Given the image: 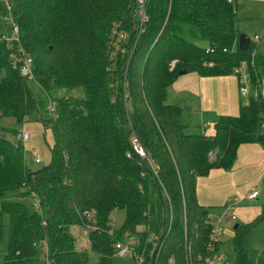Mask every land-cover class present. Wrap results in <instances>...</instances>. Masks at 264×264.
I'll list each match as a JSON object with an SVG mask.
<instances>
[{"label": "trees", "instance_id": "1", "mask_svg": "<svg viewBox=\"0 0 264 264\" xmlns=\"http://www.w3.org/2000/svg\"><path fill=\"white\" fill-rule=\"evenodd\" d=\"M13 6L40 91L14 66L16 45L1 42L0 118L21 125L36 113L51 123L55 141L50 163L32 171L22 147L0 135V228L8 230L0 264H90L71 232L87 223L95 226L87 237L100 264H113L117 241L133 239L141 253L148 236L160 241L145 254L146 264H204L213 254V224L197 199V177L232 168L241 144L264 143V98L252 95L239 115H220L207 134L188 132L185 108L169 103L168 93L181 70L239 75L243 62L258 88L264 56L252 55V41L239 48L240 0H147L146 21L135 0H13ZM3 32L11 33L4 21ZM56 88L67 95L49 100ZM76 88L84 97L73 95ZM135 134L146 158L134 149ZM116 209L126 210L121 228L112 224ZM263 220L264 214L235 228L233 264H264V252L256 258L244 245L245 233Z\"/></svg>", "mask_w": 264, "mask_h": 264}, {"label": "rangeland", "instance_id": "2", "mask_svg": "<svg viewBox=\"0 0 264 264\" xmlns=\"http://www.w3.org/2000/svg\"><path fill=\"white\" fill-rule=\"evenodd\" d=\"M241 2L243 8L238 14L239 28L253 43L258 45V53L264 56V1L241 0ZM244 4L256 5L251 10V8L248 9ZM0 23H3L1 16ZM256 35H260L261 39L255 41ZM255 53L254 49L252 55L256 56ZM245 72L249 73L248 68H242L241 72L239 69L237 74L239 73L241 77ZM200 76L202 75L197 72H187L180 75L181 78H178L179 80L177 79L173 86H171L168 100L172 104H180L185 108L186 120L189 123L188 132H202L199 115L203 111L202 114L210 119L212 123L207 129V133L212 134L213 123L220 115H239L241 105L248 102L253 94L249 96L242 94L240 91L241 78L238 75L229 74L203 79ZM28 83L34 91H40L35 79H29ZM252 89L255 88L253 87ZM40 93L38 94L39 98L43 96ZM72 93L76 97H84L85 95L82 88H76ZM51 94L52 96L48 95L49 100L51 97L52 99H57L58 97L66 96L67 91L56 88ZM49 114L50 111L47 110L44 116H49ZM36 115V113L29 115L21 125L13 117L0 118V135L8 137L9 140L22 147L25 160L29 162V168L32 171L41 169L50 163L51 147L55 141L51 123L46 126V122L38 120ZM20 127H25L30 133V139L27 144L19 140L17 133L8 131L14 128L20 129ZM33 149L37 150L39 161H36L31 155L30 152ZM216 154L217 150L210 151L208 154L209 161L214 160ZM237 154L238 159L236 158L237 161H235L232 168H212L207 174L198 176L196 181L200 190V198L198 199L201 205L214 215L221 214L227 206H231L230 213L235 216V219H229L222 224L221 246L217 250L215 259L220 264H233L235 261L236 254L232 238L236 233V224L244 227L248 223L256 221L264 214V143L261 141L243 143L240 145ZM142 157L146 158V156ZM253 189H258L260 196L254 200H248L247 196ZM25 190L29 191L28 188H25ZM27 200H31L30 197ZM240 200L242 201L239 202ZM111 218L113 227L121 228L126 218V210L116 209L113 211ZM187 219L188 215L185 212V226ZM83 230L84 228L81 225L71 226L72 234L79 235L76 236L77 248L88 253L90 264H100L99 252L94 250L92 245L86 240ZM159 241L160 237L157 236L153 238L148 236L146 238L143 245L144 248L140 250L144 253V257L145 254L151 255L154 252L155 246ZM244 245L250 249L251 254L256 258L264 252V220L245 233ZM7 251L8 230L7 228H0V261L5 259ZM146 262L145 260V264ZM113 264H136V261L130 255L115 251Z\"/></svg>", "mask_w": 264, "mask_h": 264}, {"label": "built area", "instance_id": "3", "mask_svg": "<svg viewBox=\"0 0 264 264\" xmlns=\"http://www.w3.org/2000/svg\"><path fill=\"white\" fill-rule=\"evenodd\" d=\"M3 3V6L5 7L6 13L3 15L1 14V17L3 18L4 22H7L11 27V33L3 32L0 34V43L1 42H13V44L16 45V51H13L11 56L14 58V66H18L20 68L21 73L29 78L33 77L34 74V58L27 53L24 46L21 44V36H20V28L18 23L16 22V16L14 12V6H13V0H0ZM137 4V9L139 12V15L141 16L142 21H146V2L147 0H135ZM264 34V32H263ZM261 39L260 35L255 36V41H258ZM242 68H248V64L246 62H243L240 68H237V72ZM240 83V91L244 95H251L252 88H251V75L250 73H243ZM254 96H261L264 98V78L260 80L258 88H255ZM50 108H54V103L50 104ZM17 135L19 137V140L23 141L25 144L30 139V133L25 129V127L20 128L17 132ZM22 142V143H23ZM133 144L135 151L142 156H147L143 146L140 143L139 138L134 135L133 136ZM31 155L36 159V161H39L38 152L36 149L31 150ZM140 155V156H141ZM141 156V157H142ZM156 172V170H155ZM157 173V172H156ZM259 190L253 189L250 191V193L247 196L248 200H254L259 197ZM240 200L239 202H241ZM237 202V203H239ZM37 205H39V201L36 199ZM231 206H227L221 214L214 215L212 212H209L208 218L210 223L213 224V229L210 234V244L209 248L213 252L211 256H208L205 258L204 264H220L216 262V245L218 244V249L220 248V242H221V234H222V224L223 222L229 220V219H235L234 215H231ZM90 213V212H89ZM87 213V214H89ZM83 233L86 236V240L89 241V238L87 237L89 234V231L93 229L95 226L92 223H87L84 226ZM76 236H79L78 234ZM47 242L44 244V249L47 250ZM116 251L119 253H125L126 255L133 256L136 264H145V257L143 252H139L136 246V243L133 239H128L125 241H117L115 244ZM190 249V247H189ZM217 249V250H218ZM150 264V263H149ZM196 264H202L201 262H198Z\"/></svg>", "mask_w": 264, "mask_h": 264}, {"label": "crops", "instance_id": "4", "mask_svg": "<svg viewBox=\"0 0 264 264\" xmlns=\"http://www.w3.org/2000/svg\"><path fill=\"white\" fill-rule=\"evenodd\" d=\"M260 1H264V0H254V2H260ZM253 2V1H252ZM240 3L242 4V2H241V0H240ZM244 5H246V4H244ZM256 4H250V5H246L247 6V8L249 9V8H251V10L254 8V6H255ZM242 8H243V4H242V7H241V9H240V11L242 10ZM238 27H239V23H238ZM243 28V27H242ZM239 30H240V32L243 34V31H241V29L239 28ZM263 32H264V30H263ZM258 48V45L256 44V49ZM256 51V53L257 54H259L258 53V49L257 50H255ZM260 55V54H259ZM230 75H232V74H230ZM234 75V74H233ZM236 75V74H235ZM221 76H224V75H218V76H200L202 79L203 78H213V77H221ZM239 76V75H238ZM240 77V76H239ZM181 77H179V79H180ZM178 79V80H179ZM203 81V80H202ZM173 86V85H172ZM254 87V85L253 84H251V88H253ZM172 88V87H171ZM171 88L169 89V91L171 90ZM254 88H256V87H254ZM255 89H252V92L251 93H255ZM250 95V94H249ZM249 95H247V96H249ZM252 95V94H251ZM169 101V100H168ZM170 103V102H169ZM203 113V111L201 112V115H199V117H200V124H201V127H202V132L203 133H207V129H208V127L209 126H211V121H210V119H208V118H206L205 117V115L204 114H202ZM214 124V123H213ZM208 134V133H207ZM237 159H238V154H237ZM237 159H236V161H237ZM197 193H198V195H197V199L198 198H200V190H199V188H198V182H197ZM259 196H260V194H259ZM198 201H200L199 199H198ZM221 243V242H220ZM221 246V245H220Z\"/></svg>", "mask_w": 264, "mask_h": 264}, {"label": "water", "instance_id": "5", "mask_svg": "<svg viewBox=\"0 0 264 264\" xmlns=\"http://www.w3.org/2000/svg\"><path fill=\"white\" fill-rule=\"evenodd\" d=\"M250 38L246 35V34H241L240 38H239V48L241 50H247L249 45H250ZM187 73V70H181L180 71V75H183V74H186ZM239 224H236L235 228L238 227Z\"/></svg>", "mask_w": 264, "mask_h": 264}]
</instances>
